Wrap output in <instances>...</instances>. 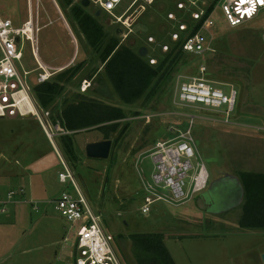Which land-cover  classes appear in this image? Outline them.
<instances>
[{
    "label": "rangeland",
    "instance_id": "374dc122",
    "mask_svg": "<svg viewBox=\"0 0 264 264\" xmlns=\"http://www.w3.org/2000/svg\"><path fill=\"white\" fill-rule=\"evenodd\" d=\"M179 1L187 5L183 10L177 6ZM220 2L155 0L120 22L102 13V49L117 39L136 51L148 49L146 58L159 63L174 46L172 36L180 32L179 26L185 19H193L192 5L194 11L205 13L214 6L213 28L203 31L208 40L206 53L185 54L153 97L150 93L156 80L141 99L127 105L110 85L100 54L80 30L73 9L81 6V0H32L35 26L41 28L35 33L38 56L54 69H49L53 74L50 79L62 75L64 81L69 80L64 82V92L47 108L38 103L42 111L50 113L48 120L55 134L52 140L34 116L0 118V197L13 190L19 200L35 201L39 207L36 211L29 203L11 204L8 213L0 215L2 264H73L71 224L54 204H48L66 189L59 181L63 162L100 214L104 228L115 237V247L125 264H137L130 236L147 233L165 235V244L177 264H264V229H242L238 224L242 208L238 203L242 190L239 178L264 174V14L230 28L221 18ZM29 3L0 0V14L21 24L29 18ZM81 7L86 14L99 10L93 4ZM23 55L21 65L35 71L31 76L35 79L41 71L27 41ZM68 64L71 66L65 72L56 74V68ZM201 66L206 67L205 78L215 87L226 94L232 88L237 90V106L229 121L220 112L226 107L213 110L180 103V80L199 76ZM91 85L97 93L94 97L120 106L126 114L118 132L110 135L112 147L106 160L86 154L87 144L105 140L100 130L63 134L55 129L65 104L74 102ZM190 128L196 155L185 190L190 189L201 163L209 172L208 188L183 204L171 191L162 190L168 202L157 201L150 213L143 214L144 184L151 182L154 172L152 148ZM121 131L124 134L119 138ZM68 136L72 137L70 153ZM208 194L214 197L213 207L202 210L197 199ZM231 205L235 206L231 212L221 213Z\"/></svg>",
    "mask_w": 264,
    "mask_h": 264
},
{
    "label": "built area",
    "instance_id": "2783aa9c",
    "mask_svg": "<svg viewBox=\"0 0 264 264\" xmlns=\"http://www.w3.org/2000/svg\"><path fill=\"white\" fill-rule=\"evenodd\" d=\"M154 1L90 0V3L97 6L98 11L106 13L109 17H115L120 22L125 17L132 18L134 11L144 8ZM184 4V1H179L177 6L183 10ZM29 7V18L21 24H15L10 18H4L0 14V117H24L32 114L37 118L49 139L52 140L55 134L53 126L48 120L50 113L42 111L33 96L31 76L35 71L26 70L21 65L25 41L30 43L33 55L39 58L35 33H39L41 28L39 24L35 26L32 0H30ZM190 12L196 23L201 21L206 14L204 11H194L193 5ZM213 13L205 19L199 32L186 39L183 44V51L186 54L201 56L206 53L208 40L203 31L213 28L215 21L212 17ZM220 13L227 26L237 28L264 14V0H221ZM179 27L180 32H175L172 36L174 41L180 39L181 32L188 30L186 24H181ZM165 48L167 51L168 47ZM37 62V70L41 72L36 77V81L42 84L53 76L50 70L54 69L49 68L39 59ZM41 62L46 67H43ZM150 63L155 64L156 61L151 59ZM206 70L205 66H201L199 76L180 80L179 101L186 106L201 105L213 110H221L226 107L220 112L224 114L225 120L229 121L237 106L238 92L232 88L230 93L226 94L222 89L215 87L205 78ZM55 129L59 133L70 134L59 122ZM194 145L190 128L172 140L157 142L152 148L151 157L154 172L151 182L144 184L146 195L141 209L143 214L150 213L151 206L155 202L167 201L163 197L162 190L171 191L174 198L183 204L208 188L209 172L206 166L201 163L190 189L185 190L186 179L192 169L191 160L196 155ZM59 181L66 185V189L58 198L48 204H54L55 210L71 224L74 234L71 244L73 264H125L115 247V237L104 228L100 214L93 209L84 196L65 162H63V171L59 173ZM17 196V192L10 190L0 197V215L8 213L9 205L25 202V200H19ZM29 203L35 205L34 209L39 211L37 202ZM0 264H2L1 261Z\"/></svg>",
    "mask_w": 264,
    "mask_h": 264
},
{
    "label": "trees",
    "instance_id": "16d2710c",
    "mask_svg": "<svg viewBox=\"0 0 264 264\" xmlns=\"http://www.w3.org/2000/svg\"><path fill=\"white\" fill-rule=\"evenodd\" d=\"M81 6L73 9L80 30L90 47L100 54L110 85L120 100L127 105L134 104L141 99L156 80L150 97L155 95L157 89L169 78L186 54L183 51L186 39L199 32L205 19L214 11V6L210 7L198 23L194 22L191 17L190 20L185 19L183 24H188V30L181 32L180 39L175 41L169 52L165 53L161 62L151 64L150 60L154 58L142 57L140 55L142 48L136 51L129 43L117 39H112L102 49L105 33L100 18L96 17V12L84 13ZM184 12L181 11V13ZM67 69L56 74H61ZM61 76L55 80L49 79L42 84L37 83L36 77L32 79L33 96L38 107L40 104L43 108H47L56 97L64 92L66 84L64 82L69 78L64 81ZM94 94L97 93H95V87L91 85L86 93H79V97L74 102L65 104L57 120L66 131L72 134L84 130H100L104 139L109 140L110 135L118 132L126 114L120 106L107 104L102 99L94 97ZM123 134L124 131H121L119 138ZM66 140V148L70 153L73 151L72 137L68 136ZM240 180L244 189L245 202L239 226L242 229H264V174H246ZM130 239L133 242L137 264H177L165 244L164 234H133Z\"/></svg>",
    "mask_w": 264,
    "mask_h": 264
},
{
    "label": "water",
    "instance_id": "95a60500",
    "mask_svg": "<svg viewBox=\"0 0 264 264\" xmlns=\"http://www.w3.org/2000/svg\"><path fill=\"white\" fill-rule=\"evenodd\" d=\"M81 4L83 7L88 8L91 3L90 0H81ZM102 15L101 11H97L96 16L100 17ZM19 38L17 39V41L19 42ZM140 55L142 57H146L148 55V49L146 48H142L140 50ZM32 114L29 115H25L24 117H32ZM3 118V117H0ZM111 147H112V140H103V141H99V142H92L87 144L86 146V154L89 158L91 159H101V160H106L109 158L110 156V151H111ZM243 190L242 184H241V188ZM212 194H208V195H204L202 197H199L197 199V204L199 206L200 209L202 210H206L209 208L213 207V195ZM243 197H244V190H243ZM263 261H264V254L262 257Z\"/></svg>",
    "mask_w": 264,
    "mask_h": 264
},
{
    "label": "crops",
    "instance_id": "0c3cea01",
    "mask_svg": "<svg viewBox=\"0 0 264 264\" xmlns=\"http://www.w3.org/2000/svg\"><path fill=\"white\" fill-rule=\"evenodd\" d=\"M47 66V65H46ZM45 65H44V67H46ZM69 66H71V64H68L67 66H62V67H60V68H56V70L55 71H57V73H59V71H62V70H64V69H66V68H68ZM49 68H52V67H50L49 66ZM238 177V176H237ZM239 178V177H238ZM239 180H240V178H239ZM241 181V180H240ZM242 184V183H241ZM244 190V189H243ZM243 190H239V201H238V203H240L241 204V211H240V214H239V220H238V224H239V222H240V219H241V216H242V213H243V205H244V202H245V199H244V197H243ZM9 192V191H8ZM195 198V197H194ZM25 200V199H24ZM29 202H31V201H26L25 200V202H18V203H15V205H22V204H24V203H29ZM35 202V201H34ZM30 204V203H29ZM30 205H32V204H30ZM233 207H235V206H229V207H227V208H225L223 211H221V213H229V212H231V210L233 209ZM259 230H262V229H259Z\"/></svg>",
    "mask_w": 264,
    "mask_h": 264
},
{
    "label": "bare ground",
    "instance_id": "6f19581e",
    "mask_svg": "<svg viewBox=\"0 0 264 264\" xmlns=\"http://www.w3.org/2000/svg\"><path fill=\"white\" fill-rule=\"evenodd\" d=\"M30 30H32V29H30ZM39 59V61H40V58H38ZM42 63V62H41ZM43 64V63H42ZM43 67H44V64H43Z\"/></svg>",
    "mask_w": 264,
    "mask_h": 264
}]
</instances>
